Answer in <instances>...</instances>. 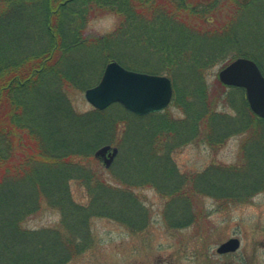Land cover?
Here are the masks:
<instances>
[{
	"label": "trees",
	"instance_id": "1",
	"mask_svg": "<svg viewBox=\"0 0 264 264\" xmlns=\"http://www.w3.org/2000/svg\"><path fill=\"white\" fill-rule=\"evenodd\" d=\"M262 3L264 0H0V264H65L69 260L73 247L65 245L73 239L72 230L82 227L81 221L74 225L65 218L67 233L58 227L32 230L24 227L25 222L42 210L44 200L76 218L90 215V206L74 204L69 181L74 177L101 180L89 161L95 148L104 143L102 130L117 125L106 118L110 109L122 116H137L120 103L106 109L74 108L69 92L90 87L92 82L86 77L92 69L69 64L89 46L138 49L158 61V66L148 71V61L127 62L112 50L106 59L172 79V102L183 109L184 117H175L169 108L146 115L157 129L135 140L137 154H141L140 145L145 148L144 158L167 163L164 159L168 160L174 147L171 137L179 143L199 140L218 145L235 132L256 126L241 170L214 163L201 174L213 179L207 185L215 193L235 189L223 181L218 185L217 178L241 176L251 179L257 192L264 191V118L252 111L243 88L229 87L219 78L222 91L211 99L207 76L210 65L220 60L226 64L238 56L251 57L227 48V43L236 40L241 16ZM225 10L227 18L217 21L216 15ZM103 13L119 16L114 31L104 37H86L87 21ZM251 58L259 61L264 73L263 63ZM179 84L188 96L183 104L178 101ZM228 88L237 94L226 95ZM222 100L226 109L220 111ZM166 140L171 145L167 155L161 152L167 147ZM199 175L196 179L202 180L204 176Z\"/></svg>",
	"mask_w": 264,
	"mask_h": 264
},
{
	"label": "rangeland",
	"instance_id": "2",
	"mask_svg": "<svg viewBox=\"0 0 264 264\" xmlns=\"http://www.w3.org/2000/svg\"><path fill=\"white\" fill-rule=\"evenodd\" d=\"M227 13V10L220 11L216 15L217 21L226 19ZM243 15L242 23L237 24L238 36L235 41L227 43V48L242 50V53L257 57L264 65V3ZM118 23L119 16L114 13L97 14L87 21L83 32L88 38L104 37L114 31ZM89 47L78 52L69 66L91 68V74L86 77L92 82L90 87L99 82L108 62H119L118 59L107 61L106 54L111 50L127 62L138 64L148 61V71L158 66V61H153L138 49L131 50L129 46L114 45L111 49ZM226 64L220 60L207 69L211 99L217 96V91H222L218 73ZM179 87L178 101L183 104L188 96L184 86L179 84ZM84 91L69 92L72 105L80 111L93 107L85 98ZM225 94H237V91L228 88ZM222 102L218 105L220 111L226 109ZM171 103L167 107L169 113L184 117L183 109ZM112 109L106 118L117 125L113 130L109 127L102 130L104 143L95 148L89 161L93 166L92 172L97 173L101 180L96 182L74 177L69 181L74 204L90 206V215L76 218L77 215H67L62 208L50 206L51 202L44 200L42 210L31 215L24 227L32 230L58 227L67 233L65 218L74 225L81 221L82 227L72 230L73 239L65 245L73 247L65 264H151L170 257L180 264H194L213 254L212 248L205 247V241L229 240L232 237L241 239L247 255L254 257L256 264H264V191L257 192L253 189V181L251 183V179L241 176L217 178L215 183L218 185L223 181L233 184L235 189L233 192L220 194L217 190L215 193L207 185L214 183L213 179L201 174L214 163L242 168L253 144L248 139L256 126L235 132L218 145L199 140L179 143L171 137L174 147L168 160L164 159L167 163L162 159L153 162L144 158L142 150L145 148L140 145L141 154H137L138 146L135 145L137 138L142 139L157 129L151 123L152 118L129 113L122 116L117 109ZM261 127H264V122ZM108 144L118 147L110 166H106L102 156L95 155L100 147ZM165 144L167 147L161 148L163 153L171 147L168 140ZM198 174L204 178L196 179ZM246 185L248 189H243Z\"/></svg>",
	"mask_w": 264,
	"mask_h": 264
},
{
	"label": "water",
	"instance_id": "3",
	"mask_svg": "<svg viewBox=\"0 0 264 264\" xmlns=\"http://www.w3.org/2000/svg\"><path fill=\"white\" fill-rule=\"evenodd\" d=\"M218 77L226 85L244 88L253 112L264 118V73L254 59L237 57L220 69ZM84 95L94 108L106 109L119 102L130 112L143 116L168 107L174 87L168 75L137 71L112 60L106 64L99 82L86 88ZM117 152L118 147L108 144L95 155L105 156V164L110 166ZM239 246L240 239L232 237L219 250L226 252Z\"/></svg>",
	"mask_w": 264,
	"mask_h": 264
},
{
	"label": "flooded vegetation",
	"instance_id": "4",
	"mask_svg": "<svg viewBox=\"0 0 264 264\" xmlns=\"http://www.w3.org/2000/svg\"><path fill=\"white\" fill-rule=\"evenodd\" d=\"M102 160H105V156L101 157ZM227 240V239H226ZM205 241L204 244H207V248H212L213 254L202 257L203 259L199 262L196 261L194 264H256L254 257H249L246 253V249L242 246V241L240 239V246L235 250H229L226 252H221L220 246L226 241ZM211 243V245L209 244ZM208 254V253H207ZM174 257L167 259H158L151 264H180L179 261L173 260Z\"/></svg>",
	"mask_w": 264,
	"mask_h": 264
}]
</instances>
